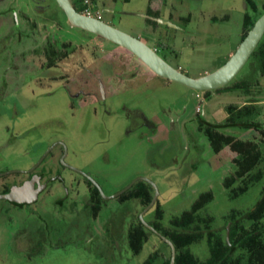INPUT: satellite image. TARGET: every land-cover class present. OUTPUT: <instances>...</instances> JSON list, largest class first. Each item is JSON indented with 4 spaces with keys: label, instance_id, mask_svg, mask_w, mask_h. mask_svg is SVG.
Here are the masks:
<instances>
[{
    "label": "rangeland",
    "instance_id": "374dc122",
    "mask_svg": "<svg viewBox=\"0 0 264 264\" xmlns=\"http://www.w3.org/2000/svg\"><path fill=\"white\" fill-rule=\"evenodd\" d=\"M71 1L191 77L223 66L244 39L245 16L264 13V0H252L256 8L249 0ZM233 85L243 88L206 93L159 77L128 50L71 26L55 0H0V171L32 166L59 141L36 172L52 174L59 165L69 192L63 206L56 205L65 198L59 183L22 209L0 201V264H143L152 253L166 259L170 249L156 234L140 254L130 249L129 231L145 209L140 197L106 198L137 178L159 190L144 218L153 220L160 208L165 227L206 192L213 194L203 212L212 228L221 229L232 210L251 209L263 161L250 170L237 157H264V74L255 55ZM230 106L234 114L249 108L247 120L262 130H221L232 145L216 152L199 122H224ZM62 152L84 175L62 169ZM83 176L103 191L96 210L87 205L94 185ZM22 178L0 179V190ZM191 249L208 257L206 239Z\"/></svg>",
    "mask_w": 264,
    "mask_h": 264
},
{
    "label": "trees",
    "instance_id": "16d2710c",
    "mask_svg": "<svg viewBox=\"0 0 264 264\" xmlns=\"http://www.w3.org/2000/svg\"><path fill=\"white\" fill-rule=\"evenodd\" d=\"M249 4L256 8V4L252 0H249ZM74 6L79 12L83 11V9L77 8L75 4ZM256 20L253 21L249 15L245 16L244 38ZM252 55H255L259 60L260 73L264 74V36ZM240 88L243 86H225L217 89V91L238 90ZM229 111L230 114L222 123H210L203 118L199 122L216 152H219L226 145H232V137L221 133V130L227 128L262 130L261 124L247 120L250 113L249 108H240L234 114L235 108L230 106ZM238 155L237 161L241 164H247L250 170L263 161V167L257 170L256 176L253 178L255 182L262 181L264 179V157L259 159L260 152L251 155V151H246V153L239 152ZM236 177L240 178L241 174L238 172ZM153 188L151 183L139 180L121 197H140L146 208L155 195L152 194ZM101 200L100 191L94 187V192L87 205L96 210L99 208ZM212 200L213 194L211 192L200 194L188 210L170 220L168 227H165L161 222L163 211L160 208L157 209L153 220L147 221L144 218V221L173 244L176 251L174 264H264V183L258 201L251 209L247 211L232 210L227 215L226 224H229V229L226 224L221 229L212 228L213 218L204 216V208ZM222 231L225 233L222 234ZM152 234L156 233L139 218L138 224L132 227L128 234V243L134 255L141 253ZM204 239L207 243L208 257L200 259L193 253L191 246ZM161 240L170 249L169 256L159 261L158 253H152L143 264H171L172 248L162 238Z\"/></svg>",
    "mask_w": 264,
    "mask_h": 264
},
{
    "label": "water",
    "instance_id": "95a60500",
    "mask_svg": "<svg viewBox=\"0 0 264 264\" xmlns=\"http://www.w3.org/2000/svg\"><path fill=\"white\" fill-rule=\"evenodd\" d=\"M61 10L64 12L71 26L83 30L87 33L94 34L100 38L108 40L120 47L125 48L143 62L154 74L165 78L169 81L183 84L196 91H211L227 86L243 69L251 58L253 52L264 36V13L256 20L253 27L249 30L246 37L241 42L238 49L231 55L229 60L214 72L200 77H191L167 62L158 52L141 39L134 37L106 22L102 19L85 15L79 12L71 0H55ZM145 180L155 188V195L151 203L143 210L140 219L143 223L167 242L172 248L171 264L175 262V248L173 244L154 230L144 221V214L155 204L159 195L156 185L146 178H137L125 189L115 195L106 197L107 199L115 198L128 189H130L138 180ZM98 186V185H97ZM101 194L102 189L98 186ZM39 189L33 188V181L23 184L22 186L12 187L8 193L0 194V200H7L14 204H32L38 198ZM229 229V224L227 225Z\"/></svg>",
    "mask_w": 264,
    "mask_h": 264
},
{
    "label": "flooded vegetation",
    "instance_id": "af4514ba",
    "mask_svg": "<svg viewBox=\"0 0 264 264\" xmlns=\"http://www.w3.org/2000/svg\"><path fill=\"white\" fill-rule=\"evenodd\" d=\"M177 69H179V68H177ZM180 71H182V70H180ZM58 146H60V147L63 146V143L62 142H59V141L58 142H55V144L54 145H51V147L49 149H47L46 152H44V154L42 156H40L38 158V160L32 166L27 167L26 169L11 170V171H0V179L5 178L8 175H13V174L14 175H18V176L19 175L24 176V178H22L20 180L15 179V180L7 181L5 187L2 190H0V194L8 193L9 190L12 187L22 186L23 184L28 183L30 181H33V188L35 190L36 189H39L38 198L32 204H14V203H11V202H9L7 200H5V201L9 202L11 205H13L15 207H19L20 209H22V208H24V207H26L28 205H33V204L37 203L39 201L40 196H41L42 193H44L46 190H48L49 188H51L52 185H54L55 183H59L60 187H62L65 190L64 191L65 192V198H57L56 199V205L57 206L58 205H60V206H63L64 205L65 201L68 199L69 192H68V189H67V186H66L65 177L63 176V173H62L61 169L59 168V165H58L57 170L54 173H52V174H51V172H53L52 170L45 171V168L44 167L40 171H37L36 172V169L45 162V160H46L47 156L50 154V152H52V150L54 148L58 147ZM66 156H67V153L64 154V152H62L61 155L59 156V159H58V161H59L58 163H60V161H61V164L63 165V168L62 169L63 170L73 171L75 173H79L81 175H84V172H82L81 170L77 169L76 167H73V166L69 165L68 163H66V161H65L66 160ZM83 177L85 178L86 181L90 182V185L92 186V184H93L92 182H94V181H91L88 178V176H83ZM94 187L98 188L97 185H94ZM92 190H93V186H92ZM98 190H99V188H98ZM121 195H119V196H117L115 198H118ZM90 199H91V196H90ZM90 199H89V201H90ZM110 199H114V198H110ZM0 201H2V200H0Z\"/></svg>",
    "mask_w": 264,
    "mask_h": 264
},
{
    "label": "built area",
    "instance_id": "2783aa9c",
    "mask_svg": "<svg viewBox=\"0 0 264 264\" xmlns=\"http://www.w3.org/2000/svg\"><path fill=\"white\" fill-rule=\"evenodd\" d=\"M86 2H87V0H86ZM81 13L88 15V16H92V13L89 10H87V8H83V11ZM93 17H95V16H93ZM97 18H99V17H97Z\"/></svg>",
    "mask_w": 264,
    "mask_h": 264
}]
</instances>
